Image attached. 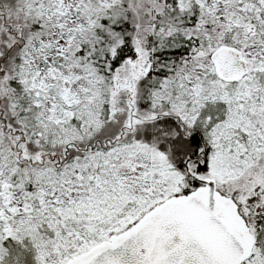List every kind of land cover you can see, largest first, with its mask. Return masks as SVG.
<instances>
[{"label": "snow or ice", "instance_id": "obj_1", "mask_svg": "<svg viewBox=\"0 0 264 264\" xmlns=\"http://www.w3.org/2000/svg\"><path fill=\"white\" fill-rule=\"evenodd\" d=\"M0 264H264V0H0Z\"/></svg>", "mask_w": 264, "mask_h": 264}]
</instances>
